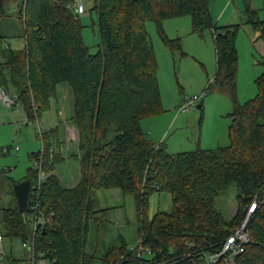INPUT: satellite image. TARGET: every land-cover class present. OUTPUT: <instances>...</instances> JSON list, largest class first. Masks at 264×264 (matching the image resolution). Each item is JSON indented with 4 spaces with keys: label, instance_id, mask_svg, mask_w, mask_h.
Masks as SVG:
<instances>
[{
    "label": "trees",
    "instance_id": "16d2710c",
    "mask_svg": "<svg viewBox=\"0 0 264 264\" xmlns=\"http://www.w3.org/2000/svg\"><path fill=\"white\" fill-rule=\"evenodd\" d=\"M73 1L21 0L23 47L3 46L0 35V84L12 85L27 120L47 106L59 83L69 87L78 163L76 182L61 183L53 172L56 155L44 133L40 149L29 155L33 164L21 178H9H27L29 187L21 212L9 187V198L0 205L2 236L9 242L26 236L29 204L35 202L44 217L35 242L47 264H198L202 252L216 249L237 225L243 207L255 196L259 201L251 212L241 264H264V52L255 94L238 102V24L213 23L209 0H89L98 36L95 52L82 42ZM241 12L243 22L264 41V16L258 17L250 0H242ZM181 15L190 16L193 32L210 31L212 80L231 104L228 143L167 152L139 125L142 116L159 109L156 64L144 26L153 21L166 47L176 49L177 41L166 39L160 25ZM37 163L46 174L35 188ZM231 182L237 210L225 218L215 207V197ZM109 187L132 195L137 244L149 253L135 255L120 233L113 240L101 236L98 213L108 207H96L93 195L95 189ZM153 191H167L170 207L148 217ZM12 254L9 248L7 262Z\"/></svg>",
    "mask_w": 264,
    "mask_h": 264
},
{
    "label": "rangeland",
    "instance_id": "374dc122",
    "mask_svg": "<svg viewBox=\"0 0 264 264\" xmlns=\"http://www.w3.org/2000/svg\"><path fill=\"white\" fill-rule=\"evenodd\" d=\"M75 2L83 7V12L78 14L82 42L89 52H95L98 48V36L95 15L89 10L91 2ZM20 3L21 0H3V9L0 8L2 44L11 49H20L24 43ZM250 5L261 19L264 16V0H250ZM241 11L242 0H209L208 14L213 23L217 26L238 24L234 40L237 53L235 95L238 102L255 94L254 79L262 70L260 60L264 52L263 39L243 22ZM160 28L166 39L177 41L178 48H167L156 31L155 23H145L144 29L156 64L159 109L142 116L139 119L140 128L155 144L161 143L167 152L227 144V112L231 104L228 95L222 89L215 88L216 84L212 80L215 58L209 29L193 32L189 15L164 19ZM2 90H5L9 98L14 96L15 100L6 105L0 98V205L6 204L9 198L8 189L12 184L9 178H21L26 168L33 164L34 160L29 155L40 149L44 133H47L56 155L54 173L63 184L75 182L78 174L77 148L71 139L66 140V131L68 137L72 136L76 140L77 136L69 119V87L63 82L59 83L55 96L49 97L47 106L37 117L28 120L16 100L12 85H0V92ZM192 96L197 99L182 109L181 106L186 104L183 99L187 100ZM199 103L201 105L197 107L196 104ZM41 169L44 170L43 167ZM235 193L236 186L231 182L215 197V207L221 210L225 218H229L237 210ZM93 196L96 207H108L98 213L102 222L100 235L106 240H113L115 234L120 233L129 246L135 245L137 234L132 195L122 194L116 187H109L95 189ZM169 207L170 194L167 191H153L148 196V217L156 209L168 210ZM92 233L91 225L86 248L91 243ZM10 244L13 249L19 250L17 239H11ZM4 245L7 246V243Z\"/></svg>",
    "mask_w": 264,
    "mask_h": 264
},
{
    "label": "built area",
    "instance_id": "2783aa9c",
    "mask_svg": "<svg viewBox=\"0 0 264 264\" xmlns=\"http://www.w3.org/2000/svg\"><path fill=\"white\" fill-rule=\"evenodd\" d=\"M72 11L76 14L83 12V7L80 3H76L75 0L71 3ZM1 100L7 105L14 102V96L9 98L5 92H0ZM197 97L192 96L189 99H183L186 102L181 108H185L193 103ZM4 150V149H3ZM36 180L32 187L37 188L40 180L45 176L46 172L39 167L37 163ZM259 201L255 196L245 205V211L241 215V218L237 225L230 230L222 238L219 246L214 250L203 251L198 264H241V253L249 240L248 223L251 216V212ZM31 209V216L29 220V231L21 239H18L19 250L16 251L10 247V242L2 236L0 233V264H47V258L45 257L43 250L36 246V236L38 235V228L44 224V217L39 210L38 203L32 202L29 204ZM7 243V246L4 243ZM13 252L12 257L9 258V262L6 261V255L8 249ZM135 255H140L143 252L149 253V249L142 247L139 244L129 246ZM14 258V259H13ZM114 264H118L116 261Z\"/></svg>",
    "mask_w": 264,
    "mask_h": 264
},
{
    "label": "water",
    "instance_id": "95a60500",
    "mask_svg": "<svg viewBox=\"0 0 264 264\" xmlns=\"http://www.w3.org/2000/svg\"><path fill=\"white\" fill-rule=\"evenodd\" d=\"M2 91L5 92V90ZM196 106L198 107L199 104H196ZM28 187H29V180L27 178H23L19 181H14L11 184V189L15 197V203L18 211L20 212L23 211L26 203ZM244 211L245 208L242 209L241 214H243Z\"/></svg>",
    "mask_w": 264,
    "mask_h": 264
},
{
    "label": "crops",
    "instance_id": "0c3cea01",
    "mask_svg": "<svg viewBox=\"0 0 264 264\" xmlns=\"http://www.w3.org/2000/svg\"><path fill=\"white\" fill-rule=\"evenodd\" d=\"M0 2H1V0H0ZM69 119H70V114H69ZM26 121H27V120H26ZM65 131H66V129H65ZM68 138L72 140L73 144H74L75 147H76V140H75V138L72 137V136H71V137H68V136H67V131H66V140H69ZM53 172H54V171H53ZM77 177H78V174H77ZM76 180H77V179H76ZM75 182H76V181H75ZM75 182H73L72 184H68V185H67V184H64V185L71 186V185H73ZM154 212H155V211H154ZM154 212H153V213H154ZM153 213H151L150 215H152Z\"/></svg>",
    "mask_w": 264,
    "mask_h": 264
}]
</instances>
